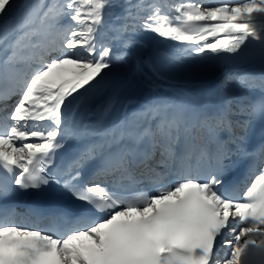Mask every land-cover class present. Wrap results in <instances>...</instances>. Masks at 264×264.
<instances>
[{
	"label": "snow or ice",
	"instance_id": "obj_1",
	"mask_svg": "<svg viewBox=\"0 0 264 264\" xmlns=\"http://www.w3.org/2000/svg\"><path fill=\"white\" fill-rule=\"evenodd\" d=\"M141 33L183 47L149 50ZM253 41L264 55V0H0V264H221L220 247L223 264H264V73L131 113L128 97L109 119L161 68ZM90 89L107 98L78 120ZM45 189L72 203L31 210L49 230L11 221L8 201Z\"/></svg>",
	"mask_w": 264,
	"mask_h": 264
},
{
	"label": "bare ground",
	"instance_id": "obj_2",
	"mask_svg": "<svg viewBox=\"0 0 264 264\" xmlns=\"http://www.w3.org/2000/svg\"><path fill=\"white\" fill-rule=\"evenodd\" d=\"M141 38L144 40L149 49H152L153 47L163 46L162 42L164 39L155 36V34L153 33H141ZM167 41H169L171 44L181 45L175 41ZM177 48L180 50L182 49V47H176V49ZM237 71L238 70L233 69H228L225 71L220 70L201 81H179L170 78L160 69V75L156 81L158 85L157 87L153 88L142 83H135L133 88L124 89L121 92L120 101L113 108L109 119L119 117L124 113L125 108L123 107V105L126 103V99L128 97H133L135 99V103L128 106V108L126 109L129 113L133 111L132 108L134 106H141L153 97H161L165 100L174 101L176 103L181 101H195L201 98L204 93L215 88L219 79H221V77H223L225 73ZM5 86L8 87L9 85L5 84ZM106 98V96L98 95L94 89H90L89 92L85 93L83 97H78L77 100L79 101V110L76 112V119L84 121L94 119L98 106L102 104ZM76 106L77 102H75V107ZM225 255L226 250L224 248L218 250V259L220 260L221 264H223Z\"/></svg>",
	"mask_w": 264,
	"mask_h": 264
},
{
	"label": "rangeland",
	"instance_id": "obj_3",
	"mask_svg": "<svg viewBox=\"0 0 264 264\" xmlns=\"http://www.w3.org/2000/svg\"><path fill=\"white\" fill-rule=\"evenodd\" d=\"M19 2V0H17V3ZM36 2L38 3L39 0H36ZM45 2H48V0H45ZM158 3H160L161 5H168L169 3L172 2V0H157ZM203 2L211 4V5H215L217 3V0H203ZM167 7H165V11H167ZM224 77V76H223ZM223 77L221 79H223ZM220 79V80H221ZM231 88L235 91H239L240 90V86L239 85H231Z\"/></svg>",
	"mask_w": 264,
	"mask_h": 264
},
{
	"label": "water",
	"instance_id": "obj_4",
	"mask_svg": "<svg viewBox=\"0 0 264 264\" xmlns=\"http://www.w3.org/2000/svg\"><path fill=\"white\" fill-rule=\"evenodd\" d=\"M127 88H131V87H127Z\"/></svg>",
	"mask_w": 264,
	"mask_h": 264
}]
</instances>
